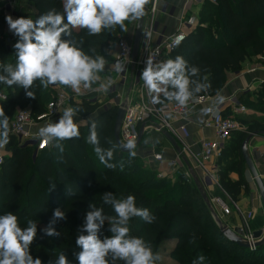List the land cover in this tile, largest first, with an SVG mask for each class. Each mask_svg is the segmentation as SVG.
<instances>
[{
    "label": "trees",
    "instance_id": "obj_1",
    "mask_svg": "<svg viewBox=\"0 0 264 264\" xmlns=\"http://www.w3.org/2000/svg\"><path fill=\"white\" fill-rule=\"evenodd\" d=\"M24 1L32 9L33 20L49 9L63 11L62 0ZM151 1L145 6L147 9ZM206 5L211 25L207 28L197 26L168 54V59L181 56L189 67H196L198 73L190 79L208 85L194 93L192 98L214 96L225 84L228 73L239 72L246 60L264 54V0H216L215 5ZM3 30L0 13V64L14 65L13 45L16 41L10 43L11 49H7L8 41L3 37ZM71 31V38L82 41L87 54L101 55L104 59L118 38L126 35L118 27L93 36L87 35L83 29ZM52 87L42 88L35 82L29 89L34 92V98H28L23 89L0 85V95L6 99L0 100V108L8 118L16 109L26 107L36 116L53 99ZM166 91L171 89L166 86ZM156 98V106L175 102L168 100L164 93ZM73 106L80 117H87L96 110L95 104L85 102ZM254 107L261 117L245 122V131L237 134L227 149L226 145L219 159L218 180L229 195L237 193L240 186V182L230 185L226 181L229 173H240V143L249 133L264 134V84L257 93ZM115 115L116 111L112 109L96 115L85 126L76 124L78 137L59 142L60 145L54 142V146L34 159L33 149L21 147L10 134L9 125L4 161L0 166V214L12 212L21 227L25 226L27 219L37 224V236L30 245V255L39 257L42 264L48 261L54 264L57 254L64 252L70 264H77L74 254L80 249L75 238L79 235L77 229L83 223L88 205L102 207L105 215L114 216L111 206L102 202L104 193L111 192L117 199L134 196L136 207L148 209L155 217L151 224L133 217L129 227L130 234L142 238L160 259L165 255L174 264H193V261L197 264H264V245L245 250L220 234L195 183L187 182L180 174L175 175L173 181L158 178L143 167L138 157L121 154L113 140ZM92 131L96 135L95 145L89 141ZM97 147L102 152L112 151L107 163L113 167L100 162L95 151ZM57 207L65 213V218L55 225L60 236H43L41 229L47 226L52 210ZM108 226L106 220L100 230L101 239L111 235ZM200 256L204 257L203 261H198ZM117 264L123 262L117 261Z\"/></svg>",
    "mask_w": 264,
    "mask_h": 264
},
{
    "label": "clouds",
    "instance_id": "obj_2",
    "mask_svg": "<svg viewBox=\"0 0 264 264\" xmlns=\"http://www.w3.org/2000/svg\"><path fill=\"white\" fill-rule=\"evenodd\" d=\"M149 0H62V12L49 9L35 20L28 17L13 19L5 16L9 32L17 37L13 45L15 64H0V85L15 86L23 89L28 98H34L29 89L38 82L42 88L65 86L74 92L90 89L100 80L99 73L104 71L105 59L101 55L92 56L82 48V41L72 37V29H83L87 35H98L102 31L119 28L128 31V25L137 23L145 15V6ZM122 70V67L117 69ZM198 73L196 67H189L186 61L177 56L161 63L145 62L140 78L149 93L164 91L168 100L184 106L193 96L208 87L197 80L190 79ZM111 81H109L110 83ZM161 85L167 86L166 91ZM194 85V88L192 87ZM100 88H106L100 84ZM219 99H222L219 98ZM157 98L153 97V103ZM77 110L64 109L58 122L48 123L39 129L42 142L54 146L58 143L79 136L73 117ZM9 118L0 108V147L8 142ZM89 141L95 145L96 135L92 131ZM60 145V144H59ZM124 149H135L132 141L123 144ZM101 163L111 168L107 160L112 157L111 150L95 149ZM135 151H129L135 156ZM103 204L110 205L114 216L104 214L102 207L88 205L82 225L77 229L79 235L75 244L80 249L75 253L77 264H156L160 259L145 241L130 234L129 222L133 217H140L151 224L155 217L146 208L135 205V197L127 195L117 199L111 192L103 195ZM65 218L59 207L52 210L47 226L41 229L42 235L59 237L55 228L58 220ZM109 221L110 236L100 238V230L105 221ZM37 236V224L27 219L21 227L18 217L12 212L0 214V264H42L39 257L30 255V245ZM204 257H198L203 261ZM47 264H52L48 261ZM54 264H70L64 252H59ZM197 264V261H193Z\"/></svg>",
    "mask_w": 264,
    "mask_h": 264
},
{
    "label": "crops",
    "instance_id": "obj_3",
    "mask_svg": "<svg viewBox=\"0 0 264 264\" xmlns=\"http://www.w3.org/2000/svg\"><path fill=\"white\" fill-rule=\"evenodd\" d=\"M15 2L16 6H15ZM11 4L4 5V2L0 0V13L3 16L4 30L3 37L10 43L17 41V37H10L7 29L8 26L5 23V16L10 15L13 19L18 17H28L31 18L32 9L29 4L24 0H11ZM18 4V8L16 9ZM209 4V3H208ZM206 5V3L201 0H157V13L154 15V36L153 42L155 43L160 36L169 37L174 34L175 30L178 28L179 24L192 17L197 23V12L201 6ZM22 15H20V14ZM148 15L146 13L143 27L147 23ZM127 35V34H126ZM133 34L129 33L126 36V41L132 43ZM8 47V46H7ZM8 49V48H7ZM114 50L107 56L109 74L106 79L97 82L95 89H83L81 87L80 92H74L69 88L68 94L65 87L63 92L71 97V100L66 105L67 107H73V105H80L82 102L90 103L91 105H96V110L98 105L104 101L103 98L112 99V107L109 109H116L121 105H135L140 100L139 92L137 90V85L135 83V73L134 68L129 67L125 74L123 82L117 81L115 83L116 94L106 95L105 91L109 86V78L111 77V61L114 55ZM169 52H164L162 57V62L169 60ZM100 84H105L106 88H100ZM264 84V54L261 56L253 57L246 60L239 72L228 73L226 77L225 84L221 87L219 92L214 96H208L209 100L202 105L193 106L189 108L186 118L183 121V125L186 127L188 132V137L185 139L184 143L188 147L192 155H198L200 153V145L203 141L214 140V131L210 128H205V123L210 121V118L214 111L218 110L223 118L232 119L240 125V129L233 132L227 142V147L234 141L235 136L239 133H243L246 129L245 122H249L251 119L260 118L261 113L256 110L254 103L256 102L257 93L261 86ZM162 88L166 90L165 85H161ZM164 91L159 93L152 92L149 93L152 100L153 97H157L163 94ZM1 96V95H0ZM54 97V93L52 98ZM222 99H219L221 98ZM1 101H5L0 99ZM71 101H74L71 104ZM174 102L167 103L165 105H170ZM64 108V109H65ZM64 109L60 110V116L63 114ZM242 109L243 113L237 112V110ZM23 110H28L26 107ZM94 111L88 118V121L98 115L97 111ZM115 110V111H116ZM80 116V115H79ZM12 121V120H11ZM173 128L178 127V123L175 120L171 121ZM41 126H34L29 128V133H39ZM163 130L158 131L157 129L147 130L142 134L141 141L136 147L135 156L140 157L146 168L150 169L156 176L160 175L161 178L171 179L173 176L180 174L184 179L191 178L193 183L198 182L202 186L205 195L209 201L211 199H221L225 205L228 207L229 211L227 214L223 213L221 209L215 204L210 202V205L216 216L222 222L223 226L228 229H239L240 224L237 222V214L233 209L234 205L241 211H251L253 218L250 222V230L252 233L257 231H262L264 228V212L262 203L258 194V190L255 183L248 172L244 160L241 156V147L243 142L249 138L246 144V156L251 162V165L260 180L264 188V134L249 133L240 143V157L242 159V165L240 173H229L226 177V181L230 185H236L240 182L237 193L234 195H229L220 185L219 182V170L214 173L215 181L220 187H204L202 183V173L199 168H197L196 163L192 158L181 152L178 154L176 150L170 145V143L162 135ZM15 139V137H14ZM17 143L23 148L33 149L32 158L34 159L38 154L34 156V144L33 142L21 144L17 139ZM180 149L181 147L177 145ZM3 147V155L5 153ZM181 151V149H180ZM154 155H161V162H156L153 160ZM222 157V156H221ZM221 159V158H219ZM217 165H219V160ZM169 163H174V166L170 168ZM208 166V165H207ZM187 176V177H186ZM239 218V217H238Z\"/></svg>",
    "mask_w": 264,
    "mask_h": 264
},
{
    "label": "built area",
    "instance_id": "obj_4",
    "mask_svg": "<svg viewBox=\"0 0 264 264\" xmlns=\"http://www.w3.org/2000/svg\"><path fill=\"white\" fill-rule=\"evenodd\" d=\"M201 1L209 3L210 5L216 4V0ZM1 2H4V5L11 4V0H1ZM157 11V0H152L147 9L148 20L142 29L138 55L133 64L135 83L140 95V100L135 105H127L125 109V115L119 133L120 143L122 145L129 141L135 143L140 129H142V133H144L147 130L159 128L160 131L163 130L167 132L175 140L176 144L181 147V152L189 155L196 163L197 168H199L202 173V183L204 187H218L214 177V173L218 170L217 161L221 156V152L225 149L230 135L238 131L240 125L232 119L223 118L218 110L214 111L210 121L204 125L205 128H210L214 131V140L203 141L200 145V153L198 155H192L184 143L185 139L188 137V132L183 125V121L190 107L204 104L209 100V97L207 95H202L191 98L184 106L176 102L161 106H156L153 103L149 91L140 78L141 71L145 67V62L151 59L154 64L161 63L163 53L170 52L180 45L196 26L194 18L189 17L179 24L173 35L165 38L160 36L154 43V15ZM7 31L10 37H15L8 29ZM131 52L132 45L125 39L122 38L115 44L110 69L111 77L109 78L111 82L105 91L106 95L116 94L115 83L117 81L123 82L127 70L132 65ZM120 67H122V70L118 71L117 69ZM52 89L54 90V97L47 103L42 113L33 116L28 110H19L14 114L10 123V134L21 144H31V142H33L36 154L48 150L50 146L42 142V138L38 133H29V128L37 125L43 127L50 122H58L60 110L64 109L70 101L69 97L63 92L60 86H53ZM0 99L4 100V97L0 96ZM237 112L243 113V110L239 109ZM172 120H175V122L179 124L177 128H173L171 123ZM161 159V155L153 156V160L156 162H161ZM3 161V147H0V166L3 164ZM168 166L172 168L174 163H169ZM157 177L161 178L160 175ZM186 181L189 182L187 179ZM218 189H220V187H218ZM210 202L217 205L223 213H228L229 209L221 199H211ZM232 206L240 220V226L237 230L242 235V239L251 243L253 234L250 230V222L253 218L252 212L241 211L234 205Z\"/></svg>",
    "mask_w": 264,
    "mask_h": 264
},
{
    "label": "water",
    "instance_id": "obj_5",
    "mask_svg": "<svg viewBox=\"0 0 264 264\" xmlns=\"http://www.w3.org/2000/svg\"><path fill=\"white\" fill-rule=\"evenodd\" d=\"M147 13V8L145 7V15L144 17L141 18V20L137 23H135V27H134V32H133V37H132V52H131V68H134V63L136 61L137 55H138V51H139V47H140V40H141V34H142V29H143V24H144V20H145V16ZM125 109H126V105L121 104L117 110H116V115H115V120H114V124H113V140H114V144L117 147L118 151L121 154H129V151H134L136 149V147L139 145L140 141H141V137H142V129H140L138 137L135 141V149H124L122 147V144L120 143L119 140V133H120V128H121V124L125 115ZM101 114V113H98ZM158 131L159 128H157ZM162 135L164 136V138L170 143V145L176 150V152L178 154H181L180 149L178 148L175 140L167 133V132H162ZM252 136L248 137V139H246L241 147V156L242 159L244 160L245 166L248 170V172L250 173L255 186L258 190V194L262 203V207H263V212H264V188L260 182V180L257 178V175L251 165V162L249 161V159L246 156V144L249 140V138H251ZM33 144V143H32ZM36 155V152L34 153V156ZM197 188L199 189V191L202 193V198L205 202V205L207 207V209L209 210V212L212 215L213 220L215 221L220 234L231 244L245 249V250H253L256 249L258 247H261L264 245V228L262 231H257L254 232L252 234V242L248 243L246 242L244 239H242V235L240 234V232L237 229H228L227 227L221 225L220 221L218 220L217 216L214 215L213 213V209L210 205V201L207 199L205 192L202 188V186H200L198 184V182H195Z\"/></svg>",
    "mask_w": 264,
    "mask_h": 264
},
{
    "label": "rangeland",
    "instance_id": "obj_6",
    "mask_svg": "<svg viewBox=\"0 0 264 264\" xmlns=\"http://www.w3.org/2000/svg\"><path fill=\"white\" fill-rule=\"evenodd\" d=\"M16 3L17 2H15V6H16ZM16 9H19L18 8V4H17V7H16ZM208 6L207 5H203V6H201V8L199 9V11L197 12V20H196V26H195V28L197 27V26H200V27H203V28H207L208 27V25H211V23H212V19H209L208 18V15H209V12H208ZM213 9V8H212ZM20 14V13H19ZM20 15H22V14H20ZM134 27H135V23L134 24H132L131 26H129V28H128V31L126 32V34L127 35H129V33H131V35L133 34V32H134ZM127 35H125L123 38H126V36ZM120 39H122V38H118V40H120ZM16 43V42H15ZM115 47V44H114V46H113V48ZM8 49H11V44L10 45H8V47H7ZM113 48L110 50V52L113 50ZM109 52V53H110ZM109 53L107 54V56L109 55ZM107 56L105 57V58H107ZM105 61H106V63H105V67H104V71L103 72H101V74L99 73V76H100V80L98 81V82H100L101 80H104V79H106V76L109 74V69H108V61H107V59H105ZM97 84V83H96ZM96 84H94V85H92V87H91V89H95V87L97 86ZM65 87V86H64ZM65 89H66V92L68 93L69 92V88L68 87H65ZM68 94H71V93H68ZM3 96V95H2ZM4 97V96H3ZM68 97H69V99L71 100V97L68 95ZM4 99H5V97H4ZM104 99V101H102L101 102V104H99L97 107H98V109L96 110L97 111V113H103V112H106V111H110V110H112V109H109L110 107H112V106H110V105H112L111 103H112V99H107V98H103ZM6 100V99H5ZM73 102L74 101H71V104H73ZM70 107H71V105H70ZM72 108H74L75 109V107L73 106ZM23 109H25V108H20V109H16L13 113H12V115L9 117V120H10V122H9V125H10V123H11V120L13 119V116H14V114L17 112V111H19V110H23ZM114 110H116L115 108H114ZM93 114V113H92ZM90 115H88L87 117H89ZM87 117H80L79 116V113L76 111L75 112V115H74V117H73V122L75 123V124H80V125H86V123H87V121H88V118ZM90 118V117H89ZM6 147V146H5ZM4 147V150L6 149ZM140 160H141V163L143 164V167L145 168V169H148V168H146L145 167V165H144V163H143V161H142V159L140 158V157H138ZM150 170V169H149ZM173 179H174V176L171 178V179H169L170 181H173ZM188 180V179H187ZM189 182H193V180L191 179V178H189V180H188ZM213 213H214V215H216V212H214L213 211ZM217 218H218V216H217ZM219 220V219H218ZM220 221V220H219ZM237 223L238 224H240V220H239V218H238V216H237ZM220 223H221V225H223L222 224V222L220 221ZM40 228H42V227H40ZM47 243H48V245L51 243V239L50 240H47ZM158 263L159 264H174V261H172V260H168V259H166V256L164 255V256H161V259L160 260H158Z\"/></svg>",
    "mask_w": 264,
    "mask_h": 264
}]
</instances>
